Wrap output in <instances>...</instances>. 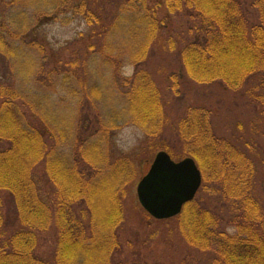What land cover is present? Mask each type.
<instances>
[{
    "label": "trees",
    "instance_id": "trees-1",
    "mask_svg": "<svg viewBox=\"0 0 264 264\" xmlns=\"http://www.w3.org/2000/svg\"><path fill=\"white\" fill-rule=\"evenodd\" d=\"M78 1L9 0L20 18H0V264H264V0H121L112 16ZM68 12L91 32L67 59L53 58L39 29ZM127 28L129 77L114 48ZM150 59L161 63L156 75L145 69ZM99 60L123 92L120 109L96 71H85ZM153 75L171 93L191 83L232 91L234 101L215 108L223 118L239 110L247 128L219 132L212 109L194 103L165 137ZM123 123L201 173L194 199L162 221L174 223L161 239L165 258H154V234L140 239L148 222L129 220L131 159L110 149ZM157 135L165 138L154 144Z\"/></svg>",
    "mask_w": 264,
    "mask_h": 264
},
{
    "label": "rangeland",
    "instance_id": "rangeland-1",
    "mask_svg": "<svg viewBox=\"0 0 264 264\" xmlns=\"http://www.w3.org/2000/svg\"><path fill=\"white\" fill-rule=\"evenodd\" d=\"M50 3H55L59 5H66L68 3V0H46ZM121 0H81L78 1V4H85L88 6L89 14H96V13H102L104 16H112L114 14V11H116V4ZM18 7H25L30 5L31 2H34V0H12ZM10 4L9 0H0V18L3 19H18L20 18L16 14L11 13V11L7 10V5ZM84 8V7H83ZM10 13V14H9ZM29 13V12H28ZM76 13V12H75ZM52 13H49V15ZM72 12H68L67 14H61L58 17H56L53 21H49L44 23L41 28L39 29L38 38L39 41H41L46 46V52L51 53L53 55H50L54 58L55 56H58L63 59H67L69 56V53L72 50H68L67 47H73L70 46V44L78 39H80V34H83L82 37H85L87 39V34L91 32V29L86 24L85 19L83 16L77 14H74ZM137 17V16H135ZM90 31V32H89ZM133 36L132 33H129L128 28L124 30L118 31V35L114 40V48L115 51H119L123 54V60L121 63V70L120 73H122L123 76L129 77L132 75L133 68L131 65L128 64V51L129 48L132 46L131 39L129 36ZM81 42H78V46L76 49H80L81 45H79ZM56 52H59L60 54H56ZM145 64H148L145 69H148L152 74L156 75L158 72L159 66H161L159 61L157 59H150V62H146ZM94 69L96 71V74H94V77L98 81V83L105 88V86H108L109 93L111 94L113 99H116V102H114L115 108L120 109L121 103H123L124 97L123 92L119 90L116 85L111 81V78L108 77L106 73V69H108L100 60L97 63H91L86 64V69ZM87 72V71H86ZM153 75V76H154ZM88 77V82L91 83V78ZM82 78V77H81ZM83 79V78H82ZM156 86L160 87L162 89V109H163V115L164 120L166 123L162 126L163 135L165 137H170L171 134L174 133L173 128L176 125L177 119L185 112V108L188 105L194 104V103H200L205 107H209L212 109L213 114L215 113V119H213L214 125L218 128L219 132H222L224 134L230 135L233 132L237 131V129H240L241 132H243V129L245 130L247 128V124L245 123V116L241 118V112L239 110H235V112L231 113L229 117L225 116L223 118V114H221L218 109L215 107L218 102H220V105H225L227 107L234 101L235 93H232V91H219L217 88H212L208 86H201L197 84H189L186 86L185 89H183L182 86L178 87L179 90H177L176 93H171L161 78L158 76L153 77ZM63 95L60 92V95H58V100H62ZM120 103V104H119ZM236 113V114H235ZM241 119V121L239 120ZM242 122L243 125H241V128H238L236 125V121ZM162 135L155 136L152 140L156 144L157 141H164L163 138H165ZM145 137H147L144 132L138 128L134 124L130 123H123L118 129L115 131L114 136L111 140V147L110 149L114 152L116 156H122V157H129L131 159L130 163V176L127 179V200L132 201L133 205L131 203H128V216L129 220L132 223L147 221L149 224V227L145 230L146 234H143L141 238H145L148 234H154V241L155 243L151 244V247H154V258H165L167 256V251L164 246V244L161 243L162 237L167 233L168 229L170 227L174 226L173 222H170L169 224H165L162 222L163 220H155L151 218L139 205L136 197V185L139 182V180L147 173L149 170L151 163L153 161V158L155 154L158 151H152L149 144H147L145 141ZM172 144H176V141L173 139ZM159 143V142H158ZM175 152L179 153L178 148H173ZM111 181V180H110ZM106 185L109 184V181H106L104 183ZM146 213V214H145ZM148 216L145 220L144 216ZM175 232V231H174ZM45 238V237H43ZM42 238V239H43ZM49 240L48 237L45 238V241ZM50 241V240H49ZM48 241V242H49ZM175 243L183 247V242L179 239H175ZM50 242L47 245H44L41 247L40 251L43 253H46L49 249Z\"/></svg>",
    "mask_w": 264,
    "mask_h": 264
},
{
    "label": "water",
    "instance_id": "water-1",
    "mask_svg": "<svg viewBox=\"0 0 264 264\" xmlns=\"http://www.w3.org/2000/svg\"><path fill=\"white\" fill-rule=\"evenodd\" d=\"M200 185L201 173L192 158L174 161L165 151H159L137 183L136 197L151 218L168 220L194 199Z\"/></svg>",
    "mask_w": 264,
    "mask_h": 264
}]
</instances>
